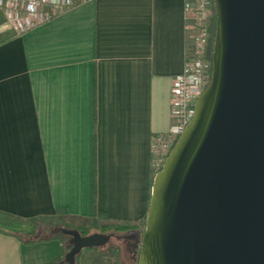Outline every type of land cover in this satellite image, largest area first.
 <instances>
[{
    "label": "crops",
    "instance_id": "crops-1",
    "mask_svg": "<svg viewBox=\"0 0 264 264\" xmlns=\"http://www.w3.org/2000/svg\"><path fill=\"white\" fill-rule=\"evenodd\" d=\"M184 0H93L21 36L0 33V213L133 225L148 210L152 136L170 127V88L190 51ZM2 20V19H1ZM0 20V30L2 22ZM61 239L0 234V264H48ZM134 264L91 248L77 264Z\"/></svg>",
    "mask_w": 264,
    "mask_h": 264
},
{
    "label": "water",
    "instance_id": "water-1",
    "mask_svg": "<svg viewBox=\"0 0 264 264\" xmlns=\"http://www.w3.org/2000/svg\"><path fill=\"white\" fill-rule=\"evenodd\" d=\"M210 82L152 180L137 264H264V0H214ZM72 238L62 264L110 237Z\"/></svg>",
    "mask_w": 264,
    "mask_h": 264
},
{
    "label": "built area",
    "instance_id": "built-area-1",
    "mask_svg": "<svg viewBox=\"0 0 264 264\" xmlns=\"http://www.w3.org/2000/svg\"><path fill=\"white\" fill-rule=\"evenodd\" d=\"M93 0H0L3 18L1 31L14 37L38 28L62 13ZM186 31L190 32V51L182 72L170 88V119L167 132L152 136L150 154L154 175L158 173L179 136L192 119L198 97L207 88L211 77L209 41L211 24L216 18L214 0H184Z\"/></svg>",
    "mask_w": 264,
    "mask_h": 264
},
{
    "label": "trees",
    "instance_id": "trees-1",
    "mask_svg": "<svg viewBox=\"0 0 264 264\" xmlns=\"http://www.w3.org/2000/svg\"><path fill=\"white\" fill-rule=\"evenodd\" d=\"M215 29L216 18L213 19L211 24L212 41L209 45V54L211 55V57L213 52ZM10 38L11 37H6L2 39L0 43H5ZM93 204L94 213L90 218H82L58 213L51 218L23 219L9 214L0 213V234L17 238L24 245H30L41 241H49L51 239H62V237L66 236H63L61 234V230L76 231L82 237L97 233L109 236L110 240L115 239L129 241L130 239L125 238V236L129 234L128 232L130 230L135 229L133 225H121L116 222H108L102 220L101 216L96 212L95 197ZM145 218L140 224V227L142 229H144ZM140 241L141 239L139 241L135 240V242L132 241L135 264H137ZM79 255L76 256L75 264H77ZM62 263L63 261L58 258L48 264Z\"/></svg>",
    "mask_w": 264,
    "mask_h": 264
},
{
    "label": "rangeland",
    "instance_id": "rangeland-1",
    "mask_svg": "<svg viewBox=\"0 0 264 264\" xmlns=\"http://www.w3.org/2000/svg\"><path fill=\"white\" fill-rule=\"evenodd\" d=\"M1 19L3 20V18L0 15V20ZM2 24H3V22H2ZM2 32H5V31H2ZM211 41H212V34L210 35V41H209V43H211ZM43 225H45V224H43ZM142 232H143V229L142 228H141V230L139 229V231H135V232H134V230H130L128 232L129 234L125 236V238H129L130 239L129 241H127V240H115V239H111L108 242V244H106L104 247L105 248H112V247H116V246H122V248L124 247V248L132 249L133 248V242H135V240L136 241H139L141 239ZM61 240L64 243L65 249L69 251L72 248V238H70V237H62ZM99 248H103V247H99ZM64 260H65V257H64ZM92 264H100V263H98V262L94 263L93 262ZM103 264H112V263L109 262V261H107L106 263H103ZM115 264H118V263H115ZM129 264H130V261H129ZM134 264H135V262H134Z\"/></svg>",
    "mask_w": 264,
    "mask_h": 264
}]
</instances>
